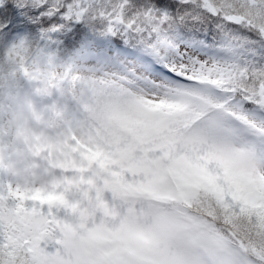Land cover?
Wrapping results in <instances>:
<instances>
[{"label": "snow or ice", "instance_id": "1", "mask_svg": "<svg viewBox=\"0 0 264 264\" xmlns=\"http://www.w3.org/2000/svg\"><path fill=\"white\" fill-rule=\"evenodd\" d=\"M178 2L97 10L135 63L96 100L87 183L0 186V264H264V0Z\"/></svg>", "mask_w": 264, "mask_h": 264}, {"label": "clouds", "instance_id": "2", "mask_svg": "<svg viewBox=\"0 0 264 264\" xmlns=\"http://www.w3.org/2000/svg\"><path fill=\"white\" fill-rule=\"evenodd\" d=\"M115 73L83 54H46L27 39L0 40V172L13 191L47 194L87 183L96 100Z\"/></svg>", "mask_w": 264, "mask_h": 264}, {"label": "trees", "instance_id": "3", "mask_svg": "<svg viewBox=\"0 0 264 264\" xmlns=\"http://www.w3.org/2000/svg\"><path fill=\"white\" fill-rule=\"evenodd\" d=\"M22 2L24 0H3V4L0 5V20H3L9 11L15 16L16 31L12 34V40L27 39L37 49L49 44L51 54H83L96 58L98 53H105L112 58L109 63L131 62V57L120 56L121 46L128 48L129 51H135L131 45L125 43L128 37L124 29L121 27L115 35L109 33L107 21L100 17L97 11L101 7L110 8L117 0H90L88 12L80 19H76L74 13L71 19L65 15L67 5L72 0H26L28 7H22ZM131 4L129 15L138 8L152 4L173 15L180 8L178 0H167L166 4H161L159 0H131ZM57 7L61 11L52 14ZM57 26L62 27L54 30ZM194 27L193 24H189L186 28H181V31L186 35H191L188 28L194 29Z\"/></svg>", "mask_w": 264, "mask_h": 264}, {"label": "rangeland", "instance_id": "4", "mask_svg": "<svg viewBox=\"0 0 264 264\" xmlns=\"http://www.w3.org/2000/svg\"><path fill=\"white\" fill-rule=\"evenodd\" d=\"M18 39H24V38H18ZM47 46L45 47L44 45H42V47L38 48L39 51H42L46 54H51L50 51H49V44H46ZM135 62L133 60H131V62H127L125 64H116V63H109L107 66L112 68L113 70L115 71H120L122 69L123 66H130V65H133ZM25 87L27 88L28 85L25 84ZM39 103H41L42 105L46 104L47 101L45 99H40L39 100ZM58 174H62V172H59L58 171ZM8 183H10L9 179L4 176V174L2 172H0V186H4V185H7ZM78 198L76 194L74 193H70L69 194V199H76ZM47 207V206H45ZM55 211V210H54ZM58 215H60L61 217H65L66 216V212L65 210L63 209H60L58 211ZM51 250V249H50Z\"/></svg>", "mask_w": 264, "mask_h": 264}]
</instances>
